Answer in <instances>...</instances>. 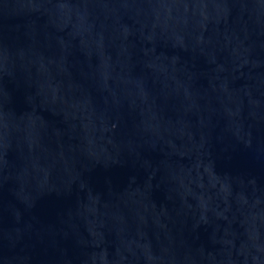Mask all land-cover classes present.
<instances>
[{
    "label": "water",
    "instance_id": "obj_1",
    "mask_svg": "<svg viewBox=\"0 0 264 264\" xmlns=\"http://www.w3.org/2000/svg\"><path fill=\"white\" fill-rule=\"evenodd\" d=\"M0 264H264V0H0Z\"/></svg>",
    "mask_w": 264,
    "mask_h": 264
}]
</instances>
